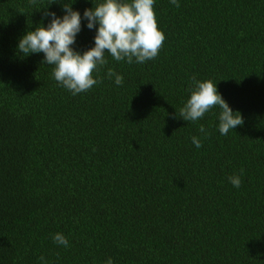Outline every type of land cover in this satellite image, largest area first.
I'll return each mask as SVG.
<instances>
[{"label":"trees","instance_id":"obj_1","mask_svg":"<svg viewBox=\"0 0 264 264\" xmlns=\"http://www.w3.org/2000/svg\"><path fill=\"white\" fill-rule=\"evenodd\" d=\"M102 2L0 0V264H264V0H154L158 56L105 52L77 95L43 53L17 50L65 5L82 54L99 27L83 14ZM204 80L243 117L227 135L219 106L180 118Z\"/></svg>","mask_w":264,"mask_h":264},{"label":"clouds","instance_id":"obj_2","mask_svg":"<svg viewBox=\"0 0 264 264\" xmlns=\"http://www.w3.org/2000/svg\"><path fill=\"white\" fill-rule=\"evenodd\" d=\"M170 3L179 7L178 0ZM65 15L57 17L54 12H46L51 16L50 23L45 27L41 23L35 31L29 30L19 40L17 50L25 57L33 53H43L44 61L53 65L52 76L73 95L90 90L98 81L93 73L107 64L105 52L116 61L127 60V63H144L155 59L165 40L164 33L158 27L154 10V0H103L93 8L86 9L83 18L88 21L89 29L99 27L94 37L95 46L82 54L75 51L72 45L81 31L82 17L72 6L64 5ZM109 78L114 77L116 85H122L123 77L108 69ZM219 106V132L227 135L244 123L241 113L234 115L229 104L217 90V84L212 80L195 81L190 98L179 110L180 118L185 121H197L213 107ZM199 131L205 132L203 125ZM196 148L202 147L198 137H192ZM243 169H241V172ZM230 183L239 188L240 176L229 177ZM55 243L68 247V240L62 233L53 236ZM44 260V257H40ZM106 264H113L109 259Z\"/></svg>","mask_w":264,"mask_h":264}]
</instances>
